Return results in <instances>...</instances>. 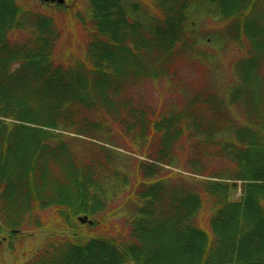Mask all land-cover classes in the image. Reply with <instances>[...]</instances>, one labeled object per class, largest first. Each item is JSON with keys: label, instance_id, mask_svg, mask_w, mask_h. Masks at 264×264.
Returning a JSON list of instances; mask_svg holds the SVG:
<instances>
[{"label": "trees", "instance_id": "obj_1", "mask_svg": "<svg viewBox=\"0 0 264 264\" xmlns=\"http://www.w3.org/2000/svg\"><path fill=\"white\" fill-rule=\"evenodd\" d=\"M86 2L84 15L73 13L86 53L67 61L55 19L72 8L53 4L46 14L0 0V263L5 243L45 233L24 264H264V0H154V15L135 0ZM201 16L227 23L218 40L247 41L234 65L239 82L223 97L192 91L184 108L202 112L148 121L123 95L171 77L178 58H211ZM233 104L243 115L225 109ZM106 121L136 139L158 133L157 155L136 160L135 181L117 168L116 150L96 142L115 146ZM180 140L199 178L162 166L177 162ZM129 186L128 229L101 233L97 217L114 215L113 199Z\"/></svg>", "mask_w": 264, "mask_h": 264}, {"label": "rangeland", "instance_id": "obj_2", "mask_svg": "<svg viewBox=\"0 0 264 264\" xmlns=\"http://www.w3.org/2000/svg\"><path fill=\"white\" fill-rule=\"evenodd\" d=\"M140 7L147 13V15H154V0H135ZM29 8L32 11L50 12L53 14L52 3L43 4L40 0H26ZM86 0H65L64 5L68 8H72V14L66 18H62V15H56V23L59 26L62 42L58 44L56 51L58 55L65 58L67 61L75 59H81L86 53V35L80 23H78V15H84L86 12ZM71 10V9H70ZM74 10V11H73ZM75 13V14H73ZM77 13V14H78ZM198 20V19H197ZM197 29L199 31L201 47L211 58H204L197 60L196 56H192L188 60L184 58H178L176 63L171 68V77H162L157 79H148L137 83L132 86L131 89L126 92L123 96H127L131 105L145 110L148 121L157 119L160 121L161 118L167 117L172 112L178 111H194V114L202 112L198 107L184 108L186 100L190 96L191 92L196 89L210 90L216 94V96L223 97L239 82V75L234 70L235 62L245 56L247 41L243 38L236 45L232 43V40L217 38L221 37V33H226L227 23L216 21L215 19L201 16L197 21ZM220 36H216V34ZM217 37V38H216ZM64 53V54H63ZM236 72V73H235ZM183 107V108H182ZM228 111H235L240 116L243 115L241 108L233 104L225 108ZM189 110V111H188ZM237 117V116H236ZM110 119V115H109ZM164 119V118H163ZM112 120V119H111ZM235 121V119L233 120ZM238 121V120H237ZM106 121L105 125L110 128L111 137L115 139L113 141L115 146L108 143H102L96 141L99 144H104L106 147L115 149L117 152L116 166L122 172L129 175L131 181H135V170L134 165L137 159L152 161L148 159V156L157 155L153 149L158 144L157 134L153 133V137H143V139H136L135 133L130 132L128 134L126 129L120 123L113 121L109 125ZM157 135V136H156ZM187 144L180 140L178 141L173 150L172 157L177 160L171 164L172 166L163 165L164 169L172 172L173 178H179L180 175H188L199 178L197 174L189 172L187 165L185 164V158L188 156ZM154 154V155H153ZM220 164L208 165L205 168L206 172L215 170ZM163 173V171H162ZM239 184V182H237ZM131 187L119 193L114 199L112 204V210L115 212L113 215L111 212H105L108 215L98 216L99 220L98 231L105 233L107 230H114L112 234L119 235L125 233L128 229L126 228L125 212L123 209L126 207L129 209L130 202L127 200V193ZM240 195V190L237 189L233 193V198L237 199ZM123 208V209H122ZM111 209V208H110ZM110 213L113 216H109ZM49 217V212L47 218ZM54 220L53 218H50ZM90 219V218H88ZM52 220L47 223V227H52ZM77 220V219H76ZM91 220V219H90ZM77 222H79L77 220ZM206 220L202 223L205 225ZM53 229V228H52ZM47 230H50L47 229ZM4 236V235H3ZM45 233L34 234L33 237L29 236L25 242L21 245L13 243V248H8L7 243L4 244V248L1 255L0 264H24L25 258L31 252L33 245L38 243L33 238L43 239ZM2 237V235H1ZM25 255V256H24ZM25 257V258H24Z\"/></svg>", "mask_w": 264, "mask_h": 264}, {"label": "water", "instance_id": "obj_3", "mask_svg": "<svg viewBox=\"0 0 264 264\" xmlns=\"http://www.w3.org/2000/svg\"><path fill=\"white\" fill-rule=\"evenodd\" d=\"M41 2H53V3H56V4H59V5H62L65 3V0H40ZM78 221L80 223H88L90 224L92 221L90 219H88L87 215H81V216H78ZM16 231V230H14Z\"/></svg>", "mask_w": 264, "mask_h": 264}]
</instances>
